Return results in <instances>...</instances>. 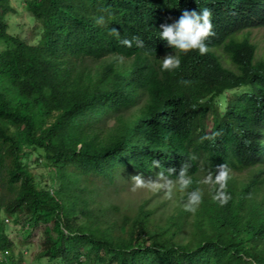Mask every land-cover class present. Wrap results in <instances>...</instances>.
Returning a JSON list of instances; mask_svg holds the SVG:
<instances>
[{
    "label": "trees",
    "instance_id": "1",
    "mask_svg": "<svg viewBox=\"0 0 264 264\" xmlns=\"http://www.w3.org/2000/svg\"><path fill=\"white\" fill-rule=\"evenodd\" d=\"M24 3L35 43L9 31L15 9L0 0V264H20L6 216L39 227L40 251L57 264H264V58L245 33L264 27V0ZM205 7L204 54L158 37ZM112 28L144 46L120 44ZM168 54L180 66L162 71ZM34 154L50 184L32 174ZM152 158L166 172L187 162L193 184L171 208L156 196L114 202L132 176L156 179ZM219 164L231 176L223 206L204 183ZM191 190L202 193L195 212L184 210Z\"/></svg>",
    "mask_w": 264,
    "mask_h": 264
},
{
    "label": "clouds",
    "instance_id": "2",
    "mask_svg": "<svg viewBox=\"0 0 264 264\" xmlns=\"http://www.w3.org/2000/svg\"><path fill=\"white\" fill-rule=\"evenodd\" d=\"M211 11L208 8L196 10H183L178 19L171 23L160 25L159 38L166 41L167 45L181 53H187L191 50H198L200 54L207 51L206 39L213 34V25L211 22ZM97 23H103L101 17ZM111 35L118 39L119 43L132 47L135 44L137 47H143L144 42L139 37L133 36L131 39L120 38V32L115 28L111 29ZM180 66V58L175 54L165 55L161 59L160 67L162 71H171ZM194 158V157H192ZM149 169L160 168L156 179H145L141 174L134 175L130 178L132 181V190L150 189V190H165L169 198L172 192L178 187L180 191H186L193 184V177L189 174L190 165L187 162H182L178 173L173 168L168 171L162 169L160 160L151 159L148 165ZM168 172L174 173L175 181L171 178ZM231 178L230 169L226 164L216 166V174L214 177H206L205 184L213 186V199L223 206L228 203L230 195L225 191L227 182ZM202 201V193L199 190L187 191V199L184 203V210L195 212Z\"/></svg>",
    "mask_w": 264,
    "mask_h": 264
},
{
    "label": "rangeland",
    "instance_id": "3",
    "mask_svg": "<svg viewBox=\"0 0 264 264\" xmlns=\"http://www.w3.org/2000/svg\"><path fill=\"white\" fill-rule=\"evenodd\" d=\"M10 4L14 7L15 12L7 15V22L9 23V31L18 35L21 39H27L31 43H35L38 38L39 27L35 19L31 14L26 11L24 0H10ZM248 34L250 42L257 45L256 55L257 58H264V27L252 28L245 32ZM89 66L94 68L97 64L88 60ZM225 65L230 64L225 60ZM34 159L29 161L30 170L37 180H43L51 183L49 178V170L45 167L42 160ZM37 160V161H35ZM235 176L239 179L245 178L247 175L244 173H235ZM177 188L172 192L171 198L167 195L165 190H150V189H137L132 190V185L126 186L119 194H114L112 200L120 203L122 206H137L143 200L156 196L153 201L154 205L161 202L164 199L171 200L169 207H173L176 201ZM4 222L8 224V235L13 241V253L14 258L20 264H57L56 260H52L49 257L43 256L40 251V243L42 241L41 230L36 227L31 229L30 227L23 225H14L12 220L14 217H1ZM6 219L8 221L6 222Z\"/></svg>",
    "mask_w": 264,
    "mask_h": 264
}]
</instances>
